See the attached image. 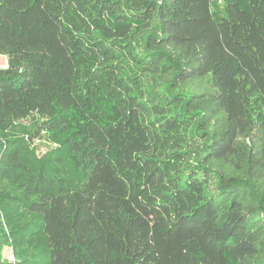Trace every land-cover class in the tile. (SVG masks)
<instances>
[{
	"label": "trees",
	"instance_id": "obj_1",
	"mask_svg": "<svg viewBox=\"0 0 264 264\" xmlns=\"http://www.w3.org/2000/svg\"><path fill=\"white\" fill-rule=\"evenodd\" d=\"M0 54V264H264V0H0Z\"/></svg>",
	"mask_w": 264,
	"mask_h": 264
},
{
	"label": "rangeland",
	"instance_id": "obj_2",
	"mask_svg": "<svg viewBox=\"0 0 264 264\" xmlns=\"http://www.w3.org/2000/svg\"><path fill=\"white\" fill-rule=\"evenodd\" d=\"M33 128H34V122L31 119L30 120H25V121L17 123L10 130L8 136L9 137L28 138V134L33 130ZM44 144H46V142L44 140H35L34 141V145H41L40 147H42V145H44ZM41 150H42V148H41ZM43 152L44 151H39L38 150V155L39 156H43L44 155ZM10 186H11L10 181L4 180V179L0 180V191L9 190ZM34 222H35V220H28L26 222L27 223L26 228L27 229H29L31 227L33 228L34 227ZM23 237H24V244L23 245L28 247V249H31L33 244L36 246L38 239L41 238V236H39L37 234H36V236L35 235L34 236H29L27 234L26 236H23ZM3 255H4L5 259H8L9 261L15 263V257L13 255L11 249L5 248Z\"/></svg>",
	"mask_w": 264,
	"mask_h": 264
},
{
	"label": "built area",
	"instance_id": "obj_3",
	"mask_svg": "<svg viewBox=\"0 0 264 264\" xmlns=\"http://www.w3.org/2000/svg\"><path fill=\"white\" fill-rule=\"evenodd\" d=\"M8 68V60L7 57L0 54V69Z\"/></svg>",
	"mask_w": 264,
	"mask_h": 264
}]
</instances>
